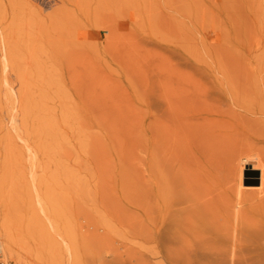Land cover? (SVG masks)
I'll return each instance as SVG.
<instances>
[{
  "label": "rangeland",
  "instance_id": "rangeland-1",
  "mask_svg": "<svg viewBox=\"0 0 264 264\" xmlns=\"http://www.w3.org/2000/svg\"><path fill=\"white\" fill-rule=\"evenodd\" d=\"M233 121L264 124V0H0L6 257L167 264L147 231L218 196Z\"/></svg>",
  "mask_w": 264,
  "mask_h": 264
},
{
  "label": "bare ground",
  "instance_id": "bare-ground-1",
  "mask_svg": "<svg viewBox=\"0 0 264 264\" xmlns=\"http://www.w3.org/2000/svg\"><path fill=\"white\" fill-rule=\"evenodd\" d=\"M231 125L247 144L234 151L235 163L226 173L214 177L212 186L218 196L204 203H195L188 194L180 197L169 227L162 222L147 231L146 241L154 246L152 257L167 264H264V234L259 230L264 226V135L260 133L264 124L233 121ZM245 169L254 176L259 172V178L246 179ZM0 239L4 254L20 260L9 232L2 233L1 228Z\"/></svg>",
  "mask_w": 264,
  "mask_h": 264
},
{
  "label": "built area",
  "instance_id": "built-area-1",
  "mask_svg": "<svg viewBox=\"0 0 264 264\" xmlns=\"http://www.w3.org/2000/svg\"><path fill=\"white\" fill-rule=\"evenodd\" d=\"M0 264H14L13 262L9 261L3 252L2 246L0 244Z\"/></svg>",
  "mask_w": 264,
  "mask_h": 264
}]
</instances>
